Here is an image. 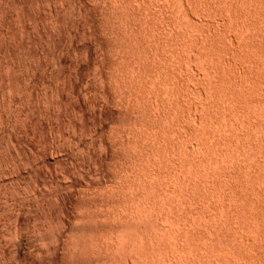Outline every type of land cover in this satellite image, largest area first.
Instances as JSON below:
<instances>
[{
    "label": "rangeland",
    "instance_id": "rangeland-1",
    "mask_svg": "<svg viewBox=\"0 0 264 264\" xmlns=\"http://www.w3.org/2000/svg\"><path fill=\"white\" fill-rule=\"evenodd\" d=\"M261 198L264 0H0V264H162L188 229L185 264H264Z\"/></svg>",
    "mask_w": 264,
    "mask_h": 264
},
{
    "label": "bare ground",
    "instance_id": "bare-ground-1",
    "mask_svg": "<svg viewBox=\"0 0 264 264\" xmlns=\"http://www.w3.org/2000/svg\"><path fill=\"white\" fill-rule=\"evenodd\" d=\"M195 1H197V0H195ZM178 2H179V1H178ZM186 4H187V3H186ZM179 5H180V3H179ZM189 5H190V4H189ZM184 6H186V5H184ZM181 7H182V6H181ZM187 8H188V7H187ZM191 10H192V9H191ZM194 10H196V9H194ZM187 12H188V11H187ZM185 14H186V11H185ZM191 15H192V14H191ZM177 17H178V16H177ZM182 18H183V17H182ZM177 20H178V19H177ZM182 20H183V19H182ZM186 21H187V20H186ZM190 22H191V21H190ZM186 24H187V23H186ZM184 25H185V24H184ZM190 27H191V26H190ZM183 28H184V27H183ZM185 28H186V27H185ZM185 30H186V29H185ZM192 31H193V30H192ZM185 32H186V31H185ZM189 32H190V31H189ZM185 34H186V33H185ZM189 35H190V34H189ZM201 36H202V35H201ZM203 36H204V35H203ZM201 39H202V38H201ZM203 39H204V38H203ZM200 41H201V40H200ZM261 65H262V64H261ZM209 69H210V68H209ZM210 70H211V69H210ZM211 71H212V70H211ZM209 74H210V73H209ZM212 75H213V74H212ZM211 77H213V76H211ZM211 77H210V78H211ZM209 80H210V79H209ZM258 82H259V81H258ZM209 83H210V82H209ZM208 85H209V84H208ZM210 87H211V86H210ZM251 89H252V88H251ZM232 109H233V108H232ZM240 112H242V111H240ZM257 112H258V111H257ZM242 113H243V112H242ZM242 113H241V115H242ZM245 113H246V112H245ZM245 113H243V114H245ZM254 113H255V112H254ZM234 114H235V113H234ZM252 114H253V113H252ZM256 114H257V113H256ZM198 116H199V115H198ZM250 117H251V116H250ZM258 118H259V117H258ZM235 122H236V120H235ZM247 122H248V121H247ZM259 122H260V121H259ZM260 123H261V122H260ZM252 124H253V123H252ZM249 125H250V124H249ZM253 126H255V125H253ZM257 126H258V125H257ZM259 127H261V126H259ZM242 128H243V127H242ZM245 128H246V127H245ZM243 129H244V128H243ZM259 135H260V134H259ZM219 144H220V143H219ZM221 145H223V144H221ZM237 146H238V144H237ZM197 147H198V146H197ZM201 147H202V145H201ZM219 147H220V146H219ZM222 147H224V146H222ZM239 147H240V146H239ZM242 147H243V146H242ZM202 148H204V147H202ZM206 148H207V147H206ZM224 148H225V147H224ZM240 148H241V147H240ZM226 149H227V148H226ZM199 150H200V149H199ZM222 150H223V149L221 148V152H222ZM207 151H208V149H207ZM223 152H224V151H223ZM207 153H208V152H207ZM192 154H193V153H192ZM226 154H228V153H226ZM190 156H191V155H190ZM192 156H193V155H192ZM197 156H198V155H197ZM209 157H210V156H209ZM223 157H224V156H223ZM225 158H226V157H225ZM195 159H196V158H195ZM202 159H204V158H202ZM209 159H210V158H209ZM213 159H214V158H213ZM199 160H200V159H199ZM199 160H198V161H199ZM206 160H207V159H206ZM195 161H196V160H195ZM204 161H205V160H204ZM256 161H257V160H256ZM183 163H184V161H183ZM200 164H201V163H200ZM206 164H207V163H206ZM206 164H205V165H206ZM201 165H202V164H201ZM206 166H207V165H206ZM183 167H185V166L183 165ZM187 167H188V166H187ZM195 167H196V165H195ZM190 169H191V168H190ZM207 169H208V168H207ZM211 170H212V168H211ZM238 170H239V169H238ZM193 171H194V170H193ZM261 171H262V170H261ZM235 172H237V171H235ZM238 172H239V171H238ZM259 172H260V171H259ZM242 174H243V173H242ZM206 175H207V174H206ZM216 175H217V174H216ZM246 175H247V174H246ZM201 176H202V175H201ZM201 176H200V177H201ZM210 176H211V175H210ZM240 176H241V174H240ZM242 176H243V175H242ZM203 177H204V176H203ZM220 177H221V176H220ZM235 177H236V175H235ZM246 177H247V176H246ZM192 178H193V177H192ZM196 178H197V177H196ZM206 178H207V177H206ZM216 178H217V177H216ZM228 178H229V177H228ZM175 179H176V176H175ZM194 179H195V178H194ZM211 179H212V177H211ZM214 179H215V178H214ZM218 179H220V178H218ZM248 179H249V178H248ZM179 180H180V179H179ZM198 180H199V179H198ZM202 180H203V179H202ZM205 180H206V179H205ZM244 180H245V179H244ZM181 181H184V179H181ZM181 181H180V182H181ZM188 181H189V180H188ZM215 181H216V180H215ZM223 181H224V180H223ZM180 182H179V183H180ZM191 182H192V181H191ZM199 182H200V181H199ZM199 182H197V183H199ZM245 182H246V181H245ZM181 183H182V182H181ZM186 183H188V182H186ZM194 183H195V182H194ZM205 183H206V182H205ZM213 183H214V182H213ZM171 184H172V183H171ZM173 184H174V183H173ZM202 184H203V183H202ZM202 184H201V185H202ZM240 184H241V183H240ZM184 185H185V182H184ZM186 185H187V184H186ZM186 185H185V186H186ZM207 185H208V184H207ZM218 185H219V184H218ZM233 185H234V184H233ZM247 185H248V184H247ZM172 186H174V185H172ZM178 186H179V185H178ZM180 186H181V185H180ZM180 186H179V187H180ZM189 186H190V183H189ZM189 186L187 185L188 188H189ZM191 186H192V185H191ZM193 186H194V185H193ZM213 186H214V185H213ZM244 186H245V185H244ZM169 187H170V186H169ZM183 187H184V186H183ZM200 187H201V186H200ZM204 187H205V185H204ZM209 187H210V186H209ZM210 188H211V187H210ZM224 188H225V187H224ZM239 188H240V187H239ZM258 188H259V187H258ZM186 189H187V188L185 187V190H186ZM192 189H193V188H192ZM198 189H199V188H198ZM200 189H201V188H200ZM211 189H212V188H211ZM218 189H219V188H218ZM172 190H174V189L172 188ZM196 190H197V189H196ZM207 190H208V189H207ZM221 190H222V189H221ZM240 190H241V189H240ZM246 190H247V189H246ZM257 190H258V189H257ZM176 191H177V190H176ZM178 191H179V190H178ZM193 191H194V190H193ZM198 191H200V190H198ZM198 191H197V192H198ZM204 191H205V190H204ZM219 191H220V190H219ZM247 191H248V190H247ZM180 192H182V191H180ZM195 192H196V191H195ZM227 192H228V191H227ZM227 192H226V193H227ZM253 192H254V191H253ZM262 192H263V191H262ZM168 193H169V192H168ZM171 193H172V192H171ZM184 193H186V191H185ZM205 193H206V192H205ZM222 193H223V192H222ZM228 193H229V192H228ZM178 194L181 195V193H178ZM182 194H183V192H182ZM187 194H188V193H186V195H187ZM193 194H194V192H193ZM208 194H209V193H208ZM229 194H230V193H229ZM259 194H260V192H259ZM145 195H146V194H145ZM180 195H179V196H180ZM197 195H198V194H197ZM199 195H200V194H199ZM199 195H198V196H199ZM211 195H212V193H211ZM224 195H225V194H224ZM227 195H228V194H227ZM230 195H231V194H230ZM257 195H258V194H257ZM257 195H256V196H257ZM163 196L166 198L165 195H163ZM168 196H169V195H168ZM179 196H178V197H179ZM184 196H185V194H184ZM184 196L182 195L183 198H181V196H180V198L184 200V198H186V196H185V197H184ZM187 196H188V195H187ZM193 196H194V195H193ZM193 196H191V197H193ZM206 196H207V195H206ZM206 196H205V197H206ZM217 196H218V195H217ZM219 196H220V195H219ZM231 196H232V195H231ZM236 196H237V194H236ZM241 196H242V195H241ZM248 196H249V195H248ZM256 196H255V197H256ZM191 197H189V198H191ZM213 197H214V196H213ZM220 197H221V196H220ZM237 197H239V195H238ZM258 197H259V196H258ZM261 197H262V196H261ZM150 198H151V197H150ZM189 198L187 197L186 199H189ZM196 198H197V196H196ZM240 198H241V197H240ZM247 198H248V197H247ZM193 199H194V198H193ZM193 199H192V200H193ZM199 199H200V198H199ZM241 199H242V198H241ZM251 199H252V198H251ZM261 199H264V198H261ZM152 200H153V199H152ZM161 200L163 201L162 198L160 199V201H161ZM166 200H167V199H166ZM234 200H235V199H234ZM249 200H250V199H249ZM253 200H254V199H253ZM162 201H161V203H162ZM169 201H171V200H169ZM186 201H188V200H185L184 202H186ZM189 201H190V200H189ZM219 201H220V200H219ZM240 201H241V200H240ZM242 201H243V200H242ZM242 201H241V202H242ZM250 201H251V200H250ZM182 202H183V201H182ZM200 202H201V201H200ZM200 202H199V203H200ZM204 202H205V201H204ZM210 202H211V201H210ZM232 202H233V201H232ZM179 203H180V202H179ZM188 203L190 204V202H188ZM188 203L186 202V205H188ZM242 203H243V202H242ZM152 204H153V203H152ZM166 204H167V202H166ZM169 204H170V202H169ZM183 204H184V203H183ZM203 204H204V203H203ZM215 204H216V203H215ZM218 204H219V202H218ZM225 204H226V203H225ZM263 204H264V202H263ZM263 204H262V205H263ZM143 205H144V204H143ZM146 205H147V204H146ZM155 205H156V204H155ZM186 205H185V206H186ZM201 205H202V203H201ZM201 205H200V206H201ZM204 205H205V204H204ZM204 205H203V206H204ZM207 205H208V204H207ZM210 205H212V204H210ZM216 205H217V204H216ZM234 205H235V204H234ZM252 205H253V204H252ZM148 206H149V205H148ZM152 206H153V205H152ZM152 206H151V207H152ZM170 206H171V205H170ZM195 206H196V205H195ZM223 206H224V205H223ZM226 206H227V205H226ZM248 206H250V204H249ZM256 206L258 207V205H256ZM259 206H260V205H259ZM172 207H173V206H172ZM212 207H213V206H212ZM218 207H219V206H218ZM228 207H229V206H228ZM238 207H239V206H238ZM251 207H254V206H251ZM143 208H144V207H143ZM146 208H147V207H146ZM152 208H153V207H152ZM161 208H162V207H161ZM205 208H206V207H205ZM231 208H232V207H231ZM231 208L229 207V209H227V207H226L225 209H227V211H226V210H224V211L230 213V211L232 210V212H233V209H231ZM249 208H250V207H249ZM255 208H256V207H255ZM263 208H264V207H263ZM263 208H262V209H263ZM149 209H150V208H149ZM168 209H169V207H168ZM222 209H224V207H223ZM230 209H231V210H230ZM245 209H246V207H245ZM169 210H170V209H169ZM199 210H200V209H199ZM208 210H210V209H208ZM217 210H218V209H217ZM228 210H230V211H228ZM241 210H242V209H241ZM249 210H250V209H249ZM256 210H257V209H256ZM256 210H255V211H256ZM260 210H261V209H260ZM151 211H152V210H151ZM200 211H201V210H200ZM200 211H199V212H200ZM213 211H214V210H213ZM218 211H219V210H218ZM236 211H237V210H236ZM239 211H240V208H239ZM239 211H238V212H239ZM165 212H166V211H165ZM247 212H248V213H254V212H250V211H247ZM263 212H264V211H263ZM186 213H187V212H186ZM190 213H191V212H190ZM208 213H209V212H208ZM213 213H214V212H213ZM245 213H246V212H245ZM248 213H247V214H248ZM191 214H192V213H191ZM191 214H190L189 216H191ZM223 214H224V213H223ZM231 214H234V215H235V214H237V213H234V212H233V213H231ZM243 214H244V213H243ZM261 214H262V213H261ZM183 215H184V214H183ZM187 215H188V214H187ZM211 215H212V214H211ZM211 215H210V216H211ZM220 215H222V214H220ZM255 215H256V214H255ZM259 215H260V214H259ZM262 215H263V214H262ZM179 216H180V215H179ZM184 216H185V215H184ZM189 216H188V217H189ZM201 216H202V215H201ZM212 216H213V215H212ZM227 216L229 217L228 214H227ZM231 216H232V215H231ZM236 216H238V215H236ZM256 216H258V215H256ZM256 216H254V217H255V218H254V222H256L255 219L257 218L256 220H257V222H258V224H259L260 220H263V219H264V218H263L264 215H263V217H261V218H259L260 216H259V217H256ZM180 217H181V216H180ZM185 217H187V216H185ZM185 217H184V218H185ZM208 217H209V216H208ZM219 217H220V216H219ZM175 218H177V215L175 216ZM192 218H194V217H192ZM192 218H191V219H192ZM206 218H207V217H206ZM216 218H218V217H216ZM235 218H236V217H235ZM237 218H238V217H237ZM243 218H244V217H242V219H243ZM248 218H249V217H248ZM250 218H251V217H250ZM252 218H253V216H252ZM168 219H169V218H168ZM182 219H183V217H182ZM208 219H209V218H208ZM239 219H240V218H239ZM244 219H246V217H245ZM185 220H186V221H189L187 218H186ZM203 220H205V219H202V222H203ZM212 220H213V219H212ZM214 220H215V219H214ZM219 220H220V219H219ZM227 220H228V218H227ZM234 220H235V219L233 218L232 221H234ZM248 220H250V219H248ZM193 221H194V219H193ZM193 221H190V222H193ZM229 221H231V219H229L228 222H229ZM232 221H231V222H232ZM241 221H242V220H241ZM246 221H247V220H246ZM250 221H251V220H250ZM176 222H177V221H176ZM179 222H180V221H179ZM179 222H178V223H179ZM195 222H196V218H195ZM218 222H219V221H218ZM225 222H226V221H225ZM231 222H230V223H231ZM239 222H240V221H239ZM244 222H245V220H244ZM257 222H256V223H257ZM261 222H262V221H261ZM261 222H260V223H261ZM263 222H264V220H263ZM263 222H262V223H263ZM184 223H185V222H184ZM188 223H189V222H188ZM209 223H210V222H209ZM226 223H227V222H226ZM230 223H229V226H230L231 224L233 225L234 222L231 223V224H230ZM241 223H242V222H241ZM262 223H261L260 225H261V226H262V225L264 226V224H262ZM182 224H183V223H182ZM190 224H191V223H190ZM203 224H204V223H203ZM234 224H235L234 226L236 227V222H235ZM245 224H246V222H245ZM248 224H251V223L248 222ZM248 224H247V225H248ZM252 224H253V223H252ZM252 224H251V225H252ZM172 225H173V223H172ZM175 225H176V224H175ZM178 225H179V224H178ZM178 225H177V226H178ZM184 225L186 226V224H184ZM184 225H183V226H184ZM192 225H193V224H192ZM226 225H227V224H226ZM241 225H242V224H241ZM247 225H245V226H247ZM183 226H181V227H183ZM220 226H221V224H220ZM243 226H244V225H243ZM249 226H250V225H249ZM253 226H254V225H253ZM253 226H252V227H253ZM257 226H258V225H257ZM257 226H254V227H257ZM190 227H191V226H190ZM198 227H199V226H198ZM198 227H197V228H198ZM201 227H202V226H201ZM203 227H204V225H203ZM227 227H228V226H227ZM230 227H231V226H230ZM240 227H241V226H240ZM175 228H176V227H175ZM184 228H185V227H184ZM188 228H189V226H188ZM212 228H213V227H212ZM219 228H220V227H219ZM219 228H218V229H219ZM221 228H222V227H221ZM221 228H220V229H221ZM224 228H225V227H224ZM250 228H251V227H250ZM258 228H259V226H258ZM258 228H257V229H258ZM260 228H261V227H260ZM176 229H177V228H176ZM194 229H195V228H194ZM244 229H245V228H244ZM254 229H255V228H254ZM178 230H179V229H178ZM181 230H182V228H181ZM181 230L178 231V232H181ZM188 230H189V229H188ZM188 230H187V232L183 230V231L181 232V233L183 234L182 236H184L185 234L187 235ZM191 230H192V229H191ZM201 230H202V229H201ZM221 230H222V229H221ZM226 230H227V229H225V231H226ZM231 230H233V227H232ZM239 230H240V229H239ZM239 230H237V231H239ZM246 230H247V229H246ZM249 230H250V229H249ZM255 230H256V229H255ZM255 230H254V231H255ZM262 230H263V229H262ZM170 231H171V230H170ZM170 231H169V232H170ZM172 231H174V230H172ZM194 231L196 232V230H194ZM212 231H214V230H212ZM233 231H234V230H233ZM237 231H236V232H237ZM254 231H253V232H254ZM178 232H177V234H178ZM191 232H192V231H191ZM199 232H200V231H199ZM202 232H204V231H202ZM214 232H216V235H217V231H214ZM227 232H228V231H226V233H227ZM236 232H234V233H236ZM243 232H244V230H243ZM247 232H248V231H247ZM192 233H193V232H192ZM219 233H220V232H219ZM224 233H225V232H224ZM263 233H264V232H263ZM263 233H262V234H263ZM179 234H180V233H179ZM198 234H199V233H198ZM206 234H207V233H206ZM228 234H229V233H228ZM239 234H240V233H239ZM243 234H244V233H243ZM248 234H249V233H248ZM252 234H253V233H252ZM252 234H251L250 236H252ZM180 235H181V234H180ZM180 235H179L178 237H179V238L181 237L180 239H182V236H180ZM188 235H189V234H188ZM209 235H210V234H209ZM212 235H213V234H212ZM224 235H225V234H224ZM226 235H227V234H226ZM234 235H235V234H234ZM244 235H246V234H244ZM263 235H264V234H263ZM120 236H121V235H120ZM205 236H206V235H205ZM222 236H223V235H222ZM229 236H230V235H229ZM237 236L239 237L238 234H237ZM237 236H236V237H237ZM240 236H241V235H240ZM247 236H248V235H247ZM256 236H257V235H256ZM146 237H147V236H146ZM149 237H150V236H149ZM175 237H176V236H175ZM185 237H187V236H185ZM190 237H191V236H190ZM203 237H204V236H203ZM212 237H213V236H212ZM218 237H219V236H218ZM254 237H255V235H254ZM258 237H259V236H258ZM121 238H122V237H121ZM121 238H120V239H121ZM123 238H124V237H123ZM179 238H178V239H179ZM192 238H193V237H192ZM192 238H191L190 240H192ZM208 238H209V237H207L206 240H207ZM223 238H224V237H223ZM227 238H228V236H227ZM247 238H248V237H247ZM261 238H262V237H261ZM115 239H116V238H115ZM140 239H141V238H140ZM153 239H154V237H153ZM155 239H156V238H155ZM155 239H154V240H155ZM180 239H179V242H178V240L176 239V240H177V244H175L176 241L174 240V241H175V242H174V245H175V246H173V244H172L171 248H175V247H176L177 249H179V252L181 251V253H182V252H183V253H186V251L191 250V246H190L191 243H190L188 240H186V238H185V240H186L185 243L182 242ZM187 239H188V237H187ZM200 239H201V237H200ZM204 239H205V238H204ZM215 239H216V238H215ZM218 239H220V238H218ZM235 239H237V238H235ZM122 240H123V239H122ZM122 240H121V241H122ZM124 240H125V238H124ZM144 240H145V239H144ZM154 240H153V241H154ZM182 240H183V239H182ZM193 240H194V239H193ZM206 240H205V241H206ZM229 240H230V239H229ZM232 240H233V239H232ZM239 240L241 241L242 239H239ZM255 240H256V239H255ZM125 241H126V240H125ZM136 241H137V240H136ZM136 241H135V243L137 244ZM149 241H150V240H149ZM151 241H152V239H151ZM151 241H150V242H151ZM158 241H159V240H158ZM171 241H172V240H171ZM183 241H184V240H183ZM187 241L189 242V244L187 243ZM202 241H203V240H202ZM226 241H227V240H226ZM233 241H234V240H233ZM243 241H244V240H243ZM256 241H257V240H256ZM116 242H117V241H116ZM139 242H140V241H139ZM144 242H145V241H144ZM154 242H155V241H154ZM167 242H168V241H167ZM167 242H164V243L167 244ZM197 242H198V241H197ZM206 242H207V241H206ZM208 242H209V241H208ZM213 242H215V241H213ZM231 242H232V241H231ZM246 242L249 243L248 240H246ZM253 242H254V241H253ZM130 243H131V239H130ZM141 243H142V240H141ZM141 243H140V244H141ZM145 243H146V242H145ZM194 243H195V242H194ZM217 243H218V242H217ZM232 243H234V242H232ZM236 243H239V242L237 241ZM242 243H245V242H242ZM247 243H246V244H247ZM251 243H252V242H251ZM251 243H250V244H251ZM257 243H258V242H257ZM122 244H123V243H122ZM131 244H132V245L134 244V243H133V240H132V243H131ZM131 244H130V245H131ZM136 244H134L133 247H136V246H135ZM143 244H144V243H143ZM146 244H147V243H146ZM150 244L152 245V243H150ZM166 244H165V245H166ZM169 244H170V243H168L167 245L169 246ZM197 244H198V243H197ZM213 244H215V243H213ZM246 244H245V245L243 244L244 249L246 248V247H245ZM128 245H129V244H128ZM144 245H145V244H144ZM156 245H159V244L157 243ZM156 245H155V246H156ZM160 245H161V241H160ZM162 245H163V247H164V244H162ZM162 245H161V246H162ZM170 245H171V244H170ZM207 245H209V243H208ZM231 245H232V244H231ZM231 245H230V246H231ZM235 245H237V244H235ZM259 245H260V244H259ZM115 246H116V245H115ZM140 246L142 247V245H140ZM140 246H138V248H139ZM145 246H146V245H145ZM147 246H148V245H147ZM161 246H160V247H161ZM196 246H197V245H196ZM196 246H195V247H196ZM201 246H202V245H201ZM225 246H226V245H225ZM232 246H234V245H232ZM249 246H252V245H249ZM262 246H263V245H262ZM122 247H123V246H122ZM157 247H158V246H157ZM195 247H194V248H195ZM218 247H219V246H218ZM241 247H242V246H241ZM147 248H148V247H147ZM150 248H153V246L150 247ZM176 248H175V251H173L174 253H175L176 251H178ZM208 248H209V247H208ZM210 248H211V247H210ZM219 248H220V247H219ZM222 248H223V247H222ZM229 248H231V247H229ZM234 248H235V246H234ZM237 248H238V247H237ZM247 248H249V247H247ZM250 248H252V247H250ZM135 249H136V248H135ZM145 249H146V248H145ZM159 249H160V248H159ZM164 249H165V247H164ZM167 249H168V247H167ZM220 249H221V248H220ZM231 249H232V248H231ZM240 249H241V248H240ZM244 249H243V250H244ZM115 250H116V249H115ZM124 250H126V249H124ZM130 250H131V249H130ZM137 250H138V249H137ZM154 250H155V249H154ZM171 250H172V249H171ZM171 250H169V251H171ZM192 250H193V248H192ZM192 250H191V251H192ZM215 250H216V248H215ZM246 250H247V249H245V251H246ZM116 251H117V250H116ZM131 251H132V250H131ZM149 251H150V250H149ZM149 251H148V252H149ZM155 251H157V250H155ZM160 251L163 252L164 250H160ZM197 251H198V249H197ZM203 251H204V250H203ZM211 251H212V250H211ZM224 251H225V250H224ZM226 251H227V250H226ZM226 251H225V253H226ZM228 251H229V250H228ZM245 251H244V252H245ZM249 251H250V250H249ZM252 251H253V250H252ZM261 251H262V250H261ZM136 252H137V251H136ZM136 252H135V253H136ZM148 252H146V253H148ZM152 252H154V251H152ZM166 252H167V250H166ZM173 252L171 251L170 254L167 252L168 254L165 253V255H164V252H163V255H164V258H165V259L160 258L161 260H162V259L164 260V263H162V264H183V263L185 264L186 262H189V263H197V262H200L201 260H203V258H201V256L196 255V253H199L200 251H199V252H195L194 254H192L193 252H192V253H189V256L191 255L190 257L187 255L188 253L185 254V255H186V256H185V255H180V254H179V255H175V254H173ZM201 252H202V251H201ZM230 252H232V254H233V255L231 254V255H232V258H231V257H227V258H226L225 256H224V257H225V258H224L222 255H221V256H222L223 258H222L221 256L218 257L217 255L212 256V257H210V256L208 255L210 258L208 257L207 260H209V261H208L209 263H210V262H212V263H217V262H218V264H219V263H220V264H223V263H226V264H229V263H230V264H231V262H232V263H233V262H234V263L237 262V263H241V264H247V263H248V264H254V263H253V259L251 258V259H252V260H251L250 258H248L250 255H249L248 257H246L247 255L245 254L246 256L244 257L243 253H241L240 251H235V250H234V251H231V250H230ZM247 252H248V251H247ZM253 252H254V251H253ZM262 252H263V251H262ZM119 253H120V252H119ZM123 253H124V252H123ZM127 253H128V252H127ZM131 253H132V252H131ZM143 253H144V252H143ZM143 253H141V257H142V254H143ZM159 253H160V252H159ZM222 253H223V252H222ZM250 253H251V252H250ZM250 253H249V254H250ZM256 253H257V252H256ZM260 253H261V252H260ZM263 253H264V252H263ZM129 254H130V253H129ZM129 254H128V255H129ZM137 254H138V253H137ZM154 254L156 255L157 253H153V256H151V257H154V259H152V258L150 257L152 260H150V259L148 258L149 256H145V254H144L143 257H144V258L146 257V258H147V259L145 258L146 260H145V259L140 260L141 258L138 257L137 260H133V261H135L134 263H136V264H144V262H145V264H158V262H160L159 264H161V262H163V261H158V262L154 263L155 261L158 260V259H157V260L155 259V255H154ZM200 254H201V253H200ZM207 254H208V253H207ZM209 254H210V253H209ZM217 254L219 255L218 250H217ZM223 254H224V253H223ZM135 255H136V254H135ZM205 255H206V254H205ZM213 255H214V254H213ZM228 255H229V253H228ZM228 255H227V256H228ZM157 256H158V255H156V257H157ZM183 256H185L187 260H186L185 257H183ZM128 257H129V256H128ZM143 257H142V258H143ZM158 257H163V256H161V254H160V256H158ZM202 257H203V256H202ZM204 257H205V256H204ZM126 258H127V257H126ZM205 258H206V257H205ZM254 258H255V257H254ZM259 258H260V257H259ZM128 259H129V258H128ZM130 259H131V258H130ZM160 259H159V260H160ZM188 259H190V261H189ZM139 260H140V262L137 263V261H139ZM143 260H144V261H143ZM153 260H154V261H153ZM124 261H126V260H124ZM142 261H143V262H142ZM203 261H204V260H203ZM129 262H130V261H129ZM141 262H142V263H141ZM263 262H264V261H263ZM127 263H128V262L126 261V264H127ZM134 263H132V264H134ZM256 263H257V262H255V264H256ZM258 263H260V262H258ZM261 263H262V261H261ZM121 264H123V262H122Z\"/></svg>",
    "mask_w": 264,
    "mask_h": 264
}]
</instances>
